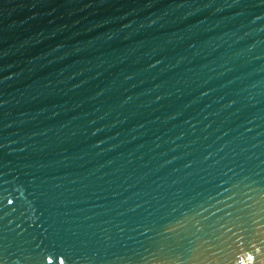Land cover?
Segmentation results:
<instances>
[{
    "label": "water",
    "instance_id": "95a60500",
    "mask_svg": "<svg viewBox=\"0 0 264 264\" xmlns=\"http://www.w3.org/2000/svg\"><path fill=\"white\" fill-rule=\"evenodd\" d=\"M0 264H264V0H0Z\"/></svg>",
    "mask_w": 264,
    "mask_h": 264
}]
</instances>
